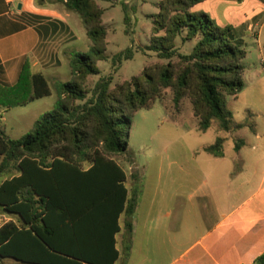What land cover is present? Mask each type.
I'll return each mask as SVG.
<instances>
[{
    "label": "trees",
    "instance_id": "trees-1",
    "mask_svg": "<svg viewBox=\"0 0 264 264\" xmlns=\"http://www.w3.org/2000/svg\"><path fill=\"white\" fill-rule=\"evenodd\" d=\"M56 1L80 15L93 45L74 55V80L55 84L54 107L26 135L11 139L0 130V175L16 172L0 184V211L18 217L0 221V264L6 258L23 264H116L120 218L126 214V254L139 191L130 197L127 172L113 157L128 152L133 114L151 109L171 89L177 108L190 100L200 131L207 132L214 120L224 131L242 128L232 127L227 98L245 89L247 52L233 25L221 26L208 13L193 11L207 0H163L154 30L165 35L154 37L149 48L169 63L114 88L112 77H102L87 98L84 83L100 74L96 61L106 59L104 11L98 0ZM178 37L196 40L190 54L176 51ZM175 56L177 64L171 61ZM51 95L46 76L33 72L28 58L13 85L0 80V110ZM223 147L219 137L204 151L223 157ZM240 149L237 143L235 150ZM256 264H264V254Z\"/></svg>",
    "mask_w": 264,
    "mask_h": 264
},
{
    "label": "rangeland",
    "instance_id": "rangeland-1",
    "mask_svg": "<svg viewBox=\"0 0 264 264\" xmlns=\"http://www.w3.org/2000/svg\"><path fill=\"white\" fill-rule=\"evenodd\" d=\"M162 1L98 0L104 11L103 23L108 31L106 59L96 61L100 74L89 76L84 83L87 98L92 97L94 87L102 77H112L111 88H114L141 75L145 69L153 71L156 66L169 63L168 59L161 58L149 48L154 37L165 35L163 31L155 33L154 30ZM46 2L45 7L53 8L51 14H54L55 10H58L55 3L59 2ZM58 5L60 8L63 4ZM63 7L71 11L72 16L68 22L73 30L71 33L60 30L56 36L42 39L32 55L35 60L31 62V65L37 63L35 68L32 67L33 72H41L46 76L52 95L25 106H16L7 111L0 110V130L11 139L26 135L36 120L54 107L57 101L55 84L74 80L71 69L74 55L77 52H88L93 45L80 15L64 5ZM193 11L206 12L219 25H233L237 30V38L243 42L247 52L243 77L246 86L237 97L227 98V109L232 114V127H257L261 138L257 139L250 130L239 132L238 135L246 140V146L237 153L234 147L240 139L233 131L241 128L224 131L218 121L214 120L207 132L200 131L199 119L194 116L190 100H184L177 108L173 101V91L167 89L151 109H140L133 114L128 152L126 155L113 157L129 174L131 187L136 176L144 177V187L140 188L146 189V193L148 190L167 192L169 188L181 191L198 188L199 177L188 181L184 176L186 173L197 175L199 167L194 161L195 157H212L202 150H197L214 144L219 137L224 139L227 159L244 160L250 173H254L256 187L264 173V4L260 0H207L196 5ZM195 43L196 40L183 41L178 37L175 41L176 51L180 54H190ZM171 61L177 64L178 56L173 57ZM8 173L5 171L1 177ZM14 173L16 172L4 175L3 178H8ZM243 183L241 177L239 185ZM8 217L18 219L16 215L0 211V221L5 222L9 220ZM13 261L15 262L6 258L4 264Z\"/></svg>",
    "mask_w": 264,
    "mask_h": 264
},
{
    "label": "crops",
    "instance_id": "crops-1",
    "mask_svg": "<svg viewBox=\"0 0 264 264\" xmlns=\"http://www.w3.org/2000/svg\"><path fill=\"white\" fill-rule=\"evenodd\" d=\"M58 4L55 3L58 10L54 14H59L53 16V8L45 7L46 0H0V80L13 85L25 58L34 62L32 55L42 39L56 36L60 30L71 33V11L63 5L60 9ZM38 16L53 18L38 20ZM243 130L261 138L257 127L234 130L241 145L239 151L235 150L237 153L246 146V140L238 135ZM205 147L197 151H204ZM194 161L199 167L197 175L186 173L184 179L190 181L197 176L200 184L190 191L169 188L167 192L146 193L140 188L144 187V177L136 176L131 187L127 173L130 197L139 191L138 203L130 252L126 254V214L120 218L117 247L121 256L116 264H256L264 254V173L256 187L255 175L245 161L228 160L225 151L223 157H195ZM3 177L0 175V184L7 178ZM241 177L244 183L239 185ZM7 263L22 264L16 260Z\"/></svg>",
    "mask_w": 264,
    "mask_h": 264
}]
</instances>
